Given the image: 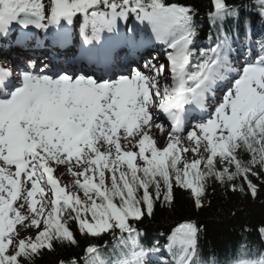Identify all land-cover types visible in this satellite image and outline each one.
I'll return each instance as SVG.
<instances>
[{"label": "snow or ice", "instance_id": "snow-or-ice-1", "mask_svg": "<svg viewBox=\"0 0 264 264\" xmlns=\"http://www.w3.org/2000/svg\"><path fill=\"white\" fill-rule=\"evenodd\" d=\"M209 3V22L220 27L198 48L197 10L178 0H0V39L16 26L55 27L64 44L63 25L79 15L84 43L106 66L103 34L119 36L131 17L165 45V62L149 55L140 66L135 56L149 41L130 35L132 62L100 76L37 69L29 60L14 77L0 62V264H35L57 245L79 247L77 231L112 240L58 264H148L149 256L157 264H219L200 258L194 221L151 247L136 227L157 203L172 207L174 188L190 190L200 209L211 183L253 198L264 185V37L253 56L247 33L249 48L237 61L222 25L239 20L241 5ZM242 6L264 18V0ZM225 264H264V251L242 245Z\"/></svg>", "mask_w": 264, "mask_h": 264}, {"label": "trees", "instance_id": "trees-1", "mask_svg": "<svg viewBox=\"0 0 264 264\" xmlns=\"http://www.w3.org/2000/svg\"><path fill=\"white\" fill-rule=\"evenodd\" d=\"M179 3L190 4L197 10L195 22L198 26L196 47L208 43L211 33L215 37L216 28L210 24L208 11L211 9L209 0H178ZM252 0H229V3L241 5L240 18H226L223 29L230 35L237 29L245 33L252 28H258L264 37V18H261L252 8L242 5L251 4ZM247 24V27L245 26ZM259 184V181H254ZM175 201L171 208L156 204L152 217H145L136 227L141 231L140 242L145 247H151L157 241L164 245L172 230L184 221H194L201 228L198 237L199 255L202 260L215 257L219 264H225L242 245L252 251H264V237L260 229L264 228V185H261L258 195L233 192L211 183L204 197V206L195 207L190 190L174 188ZM80 241L79 247L57 245L55 251H45L37 257L35 264H58L59 260L68 261L84 255V248L89 243L104 245L105 241L111 243L112 236L108 233L99 238H89L76 233ZM83 264V262H81Z\"/></svg>", "mask_w": 264, "mask_h": 264}, {"label": "rangeland", "instance_id": "rangeland-1", "mask_svg": "<svg viewBox=\"0 0 264 264\" xmlns=\"http://www.w3.org/2000/svg\"><path fill=\"white\" fill-rule=\"evenodd\" d=\"M44 2L47 4L48 3V0H44ZM134 27H135V30H137V31H139L140 30V28H142L143 26H146V25H141L138 21H136L135 23H134ZM147 27V26H146ZM148 28V30H145V31H143V33H138L139 34V37H141V38H144L146 35H147V33H148V31H149V33H150V35H152L151 34V30H150V28L149 27H147ZM89 34H90V30H89ZM108 33H104L103 35L106 37V35H107ZM255 35L253 36V39H257L258 40V36H259V32L258 31H256L255 33H254ZM80 35L82 36V34H81V31H80ZM110 35V34H109ZM39 37V40L40 41H42V42H45V40H46V34H44V31H40V33H38V32H36V33H34V38H38ZM83 37V36H82ZM109 36H107V38H108ZM35 41L36 40H34V42L33 43H35ZM243 43V41L242 40H238V41H234V43H233V48L235 49V50H237V52L239 53V55L237 54V52H234V58L237 60V61H240V60H242L243 58L241 57V56H243V53H245L248 49H245V51H243V49H241V48H239V44H242ZM246 43V42H245ZM0 45L2 46V47H4V46H11V43H8V42H6V41H3V42H0ZM256 45V44H255ZM251 49H252V54H253V56L256 54V50H257V48L255 49V48H252L251 47ZM2 52H3V50L2 51H0V55L1 56H3L2 55ZM165 52V51H164ZM44 56H45V54L44 55H42L41 57H40V59L39 58H33V57H31V61H34L35 62V64H36V67H37V69H39L40 67H42L44 64V62H46L45 60H44ZM8 57V56H7ZM4 58H6V56H4ZM27 59V56L26 55H23V53H21V52H16L15 53V56H12L11 58L9 57L8 58V61H16V62H19L18 63V65L19 66H17V68L18 69H21L22 67H25L26 66V62H24V60H26ZM38 59V60H37ZM160 60H161V62H165V58L164 57H161L160 58ZM22 64V65H21ZM24 65V66H23ZM20 66H22V67H20ZM12 68L14 69V75H15V67H14V65H12ZM222 93L220 92V91H218L217 92V96H219V95H221ZM190 127V126H189ZM163 143V141L161 140V144Z\"/></svg>", "mask_w": 264, "mask_h": 264}, {"label": "bare ground", "instance_id": "bare-ground-1", "mask_svg": "<svg viewBox=\"0 0 264 264\" xmlns=\"http://www.w3.org/2000/svg\"><path fill=\"white\" fill-rule=\"evenodd\" d=\"M133 21H136L134 17H131L128 21H127V26L125 25L124 21L120 22V28H124L127 32H128V27H133ZM82 17L77 15V17L74 19V23L72 25H67L66 23L63 25V28L67 30V35H72V37L74 38V42H72L73 44H77V50L78 52H84L83 49H85L87 51V57L90 55V51L87 47L90 48L89 45H85L82 41H83V37L80 35V31H81V24H82ZM39 31V30H37ZM131 36L134 35V33H129ZM81 37V38H80ZM76 46V45H75ZM16 49V51H21L27 55H33V56H39L45 49H48V44H45V49H41L39 46L37 47H14ZM1 49V47H0ZM58 53V52H57ZM135 58H137L135 56ZM130 60H133V55L130 56L129 58ZM19 62L16 61H9L8 64L11 67L12 65H14L15 70H18L17 66ZM73 63L77 64L76 61H74ZM114 65L113 66H118L120 65V63L117 62H113ZM22 65V64H21ZM78 65V64H77ZM24 66V65H23ZM59 64H58V59L54 62V67L58 68ZM22 67V66H20ZM23 68V67H22ZM78 68H82L80 65H78ZM89 70V69H88Z\"/></svg>", "mask_w": 264, "mask_h": 264}, {"label": "water", "instance_id": "water-1", "mask_svg": "<svg viewBox=\"0 0 264 264\" xmlns=\"http://www.w3.org/2000/svg\"><path fill=\"white\" fill-rule=\"evenodd\" d=\"M29 29L33 30L34 28H29Z\"/></svg>", "mask_w": 264, "mask_h": 264}]
</instances>
